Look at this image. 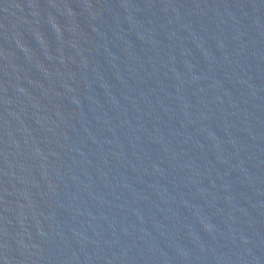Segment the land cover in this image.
I'll use <instances>...</instances> for the list:
<instances>
[{
  "label": "water",
  "instance_id": "water-1",
  "mask_svg": "<svg viewBox=\"0 0 264 264\" xmlns=\"http://www.w3.org/2000/svg\"><path fill=\"white\" fill-rule=\"evenodd\" d=\"M0 264H264V0H0Z\"/></svg>",
  "mask_w": 264,
  "mask_h": 264
}]
</instances>
